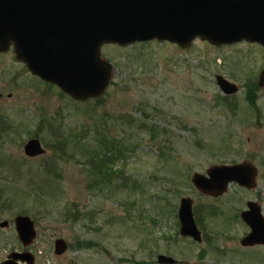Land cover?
Masks as SVG:
<instances>
[{"label": "rangeland", "instance_id": "374dc122", "mask_svg": "<svg viewBox=\"0 0 264 264\" xmlns=\"http://www.w3.org/2000/svg\"><path fill=\"white\" fill-rule=\"evenodd\" d=\"M100 56L111 67L107 87L77 100L33 75L12 45L0 51V221L9 222L0 227V262L19 248L14 218L28 215L34 248L45 255L38 264H264L262 245L240 243L250 231L240 217L246 202L264 215L263 47L196 38L184 49L154 40L105 43ZM216 74L238 91L223 94ZM252 83L256 108L245 98ZM30 138L45 153L24 155ZM97 150H111L106 164L116 170L104 185L92 182ZM241 161L258 168L252 189L230 183L211 197L190 181L211 165ZM185 196L200 243L179 234ZM59 237L68 250L55 259ZM158 254L176 261L157 263Z\"/></svg>", "mask_w": 264, "mask_h": 264}, {"label": "water", "instance_id": "95a60500", "mask_svg": "<svg viewBox=\"0 0 264 264\" xmlns=\"http://www.w3.org/2000/svg\"><path fill=\"white\" fill-rule=\"evenodd\" d=\"M195 38L217 46L247 41L264 49V0H0V51L12 45L33 75L77 100L98 96L108 85L111 67L100 56L102 44L156 40L185 49ZM215 82L225 95L238 91L236 84L220 74L215 75ZM258 84L264 86V67ZM23 152L34 157L45 150L39 139L30 138ZM257 176L256 165L241 161L211 165L204 174L194 172L190 181L200 193L218 197L230 183L252 189ZM192 205L190 197L179 200V234L200 243ZM240 216L250 228L240 239L241 245L264 246L260 206L248 201ZM7 225V220L0 221V227ZM14 228L25 245L35 237L28 215L16 216ZM64 249V240H55V252ZM24 257L14 253L1 264H17ZM173 261L158 255L160 263Z\"/></svg>", "mask_w": 264, "mask_h": 264}, {"label": "trees", "instance_id": "16d2710c", "mask_svg": "<svg viewBox=\"0 0 264 264\" xmlns=\"http://www.w3.org/2000/svg\"><path fill=\"white\" fill-rule=\"evenodd\" d=\"M47 84H49V83H47ZM49 85H51V84H49ZM257 89H258L257 84L252 83L251 86H249V89L246 90L245 98H246V101L249 103V105L252 108L257 107V104H256ZM225 97H227V96H225ZM225 97H223V98L225 99ZM100 142L104 143V141L102 139ZM106 143H108V141ZM64 144H65V142H64ZM107 148H110V147H107ZM99 151L100 150L93 151V155H92V157H90V162L92 161V164H93L92 165L93 166L92 172H93V176H94V179L92 180V182L104 185L105 182L110 183L112 179L116 178V170L106 164L112 158L111 150L108 152H104V153L99 152ZM118 154L123 155V153L121 151H119ZM92 185H93L92 183L89 184V186H91V187H92ZM1 189H2V187L0 186V198H1V202H3L4 196L2 194ZM73 218L76 219L77 216L74 214ZM80 244H82V242L77 243V245H80Z\"/></svg>", "mask_w": 264, "mask_h": 264}, {"label": "flooded vegetation", "instance_id": "af4514ba", "mask_svg": "<svg viewBox=\"0 0 264 264\" xmlns=\"http://www.w3.org/2000/svg\"><path fill=\"white\" fill-rule=\"evenodd\" d=\"M249 201H254V200H249ZM248 202V201H247ZM247 202H246V208L244 209V210H246L247 209ZM254 202H256V201H254ZM257 203V202H256ZM258 204V203H257ZM259 205V204H258ZM260 206V205H259ZM261 208V207H260ZM244 210H241L240 211V214H241V212L242 211H244ZM262 212V211H261ZM264 216V215H263ZM30 217V216H29ZM241 217V216H240ZM30 219L33 221V225H34V230H35V237L33 238V240L29 243V244H27V245H25V244H23L20 240H19V238H18V240H19V248H17V249H15V250H11V251H8V253L5 255V257L3 258V260L0 262V264L4 261V260H6V259H8V257H9V255H11V254H14V253H16V254H25V257H24V259H21V258H18L15 262L17 263V264H38V262H39V258L42 256V255H44V253H43V251L42 250H40V249H36V248H34V240H35V238H36V234H37V232H36V225H35V222H34V220L30 217ZM8 225H9V222H8ZM8 225L6 226V227H8ZM6 227H1V228H6ZM250 229V228H249ZM248 234V233H247ZM18 237V236H17ZM57 239H63V238H61V237H59V238H55L54 239V241H53V255H54V258L55 259H57V258H60V257H62V256H64L65 254H66V251L68 250V246H67V243H66V241L64 240V242H65V249H64V251L62 252V253H56L55 252V240H57ZM255 245H258V244H255ZM255 245H249V246H255ZM263 246V245H262ZM264 247V246H263ZM159 255V254H158ZM158 255H157V263H159L158 262ZM45 256V255H44ZM173 258V257H172ZM175 258H174V261L172 262V263H175ZM66 264H84L83 262H81V263H77V262H75V261H69V260H67L66 261Z\"/></svg>", "mask_w": 264, "mask_h": 264}]
</instances>
